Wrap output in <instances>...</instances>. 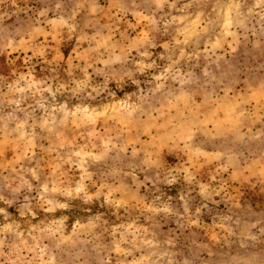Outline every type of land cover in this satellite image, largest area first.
Here are the masks:
<instances>
[{"label": "rangeland", "instance_id": "374dc122", "mask_svg": "<svg viewBox=\"0 0 264 264\" xmlns=\"http://www.w3.org/2000/svg\"><path fill=\"white\" fill-rule=\"evenodd\" d=\"M0 264H264V0H0Z\"/></svg>", "mask_w": 264, "mask_h": 264}]
</instances>
